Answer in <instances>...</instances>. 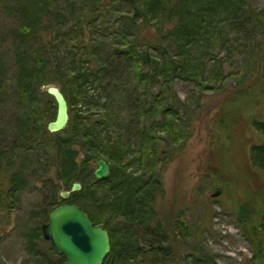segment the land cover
<instances>
[{
  "label": "trees",
  "instance_id": "16d2710c",
  "mask_svg": "<svg viewBox=\"0 0 264 264\" xmlns=\"http://www.w3.org/2000/svg\"><path fill=\"white\" fill-rule=\"evenodd\" d=\"M60 1L15 0L20 25L14 32L17 86L12 93L22 106L24 117L16 128L13 125L11 140L5 132L0 133V180L4 181L0 182V205H17L21 192L27 188L24 164L28 152L42 147L46 149V165L51 160L55 162L57 178L53 181V194L34 211L33 218L48 221V214L56 206L79 204L95 225L109 231L111 250L103 264H157L162 261L163 250L169 247L158 206L164 189L160 168L156 167L162 157L151 131L160 128L170 132L174 109L163 107L164 116L169 111L172 120L165 118L160 127H148L142 122L148 112L146 102L140 100L160 78V90L170 89L169 82L177 77L208 88L202 84L206 81L207 59H217V45L230 51L239 42L250 44L251 50L247 45L240 46L249 50L248 67L254 70L260 58L258 43L264 35V9L257 10L250 0H109V9L104 8L108 0H62L64 9L60 8ZM45 18L49 19L47 25H43ZM70 18L73 25H69ZM104 22L116 26L113 34L120 37L102 46L90 29ZM146 24H154L159 34L157 40L150 41L140 34ZM87 29L92 35L88 36ZM45 32L50 33V39L45 38ZM63 36L68 41L62 43ZM62 46L65 53L60 57ZM2 60L0 57V104L9 73L5 72ZM258 66L263 68L258 90L264 93V63ZM215 67L219 69L212 71L214 76H223L221 60L217 59ZM131 72L135 78L129 77ZM13 73L15 76V70ZM244 73L247 76L252 72ZM49 83H58L69 102L68 126L58 132H50L46 123L48 118H56V107H47L54 97L42 89ZM92 91L99 93L96 96ZM120 91L131 93L122 94L123 102L131 110L127 122L112 109L114 93ZM239 92L246 97L249 87ZM95 96L97 100L93 101ZM94 106L100 108V119L92 122L85 116L83 120L80 112ZM250 124L261 138L249 147L250 167L264 176V120L253 117ZM15 153L20 154L22 161L12 170ZM99 158H105L111 167L110 175L104 179L94 175V163ZM76 181L82 184L81 190L62 198L60 182L69 190ZM249 205L243 203L239 215L249 213L246 223H255L253 216L258 218L253 229L263 239H253L252 260L264 264V211L255 212L254 206ZM115 219L121 220L112 229ZM42 225L37 223L28 235L30 252L42 256L45 264H64L66 257L57 253L51 243L47 250L41 248V242H50L40 236ZM182 226L185 225L181 223L183 230ZM113 236L119 238L118 245L113 244Z\"/></svg>",
  "mask_w": 264,
  "mask_h": 264
},
{
  "label": "rangeland",
  "instance_id": "374dc122",
  "mask_svg": "<svg viewBox=\"0 0 264 264\" xmlns=\"http://www.w3.org/2000/svg\"><path fill=\"white\" fill-rule=\"evenodd\" d=\"M9 1L4 3L0 0V57L5 63V72H9L4 81L5 93L0 104V133L5 132L6 137L11 140L13 125L16 128L19 124L20 118L24 117V110L12 93L14 85L15 88L17 86L16 65L13 68L17 46L14 32L20 23L14 9L16 2ZM250 2L257 10L264 9V0ZM59 3L62 5L60 8L64 9L62 0ZM107 3L109 4L104 8L109 9L111 3L109 0ZM78 14H82L81 10H78ZM105 17L109 18L107 15ZM48 21L45 18L43 25H47ZM73 24L70 18L69 25ZM96 27L90 31L102 42V46L120 37L117 33L113 34L116 26H111V23L104 22ZM63 30L67 31V27ZM90 31L88 30V36L92 35ZM49 34L44 33L47 40L50 39ZM140 34L150 41L157 40L159 35L154 24H146L140 29ZM63 37L62 43L68 41L67 36ZM232 37L235 35L232 34ZM238 44V47L230 51L223 46L217 45L215 48L214 53L222 63L223 76L216 78L212 73L214 69H219L215 67L217 59H207L206 81L202 84L208 88L193 80L177 77L169 82L170 89L164 87L160 90L163 81L160 78L153 83L145 98L140 100L147 104L145 106L148 112L142 122L148 127L151 124L160 127L165 118L172 120L173 114L167 111L165 117L162 109H174L170 132L161 131L160 128L151 131L158 152L161 151L158 155L162 157L156 167L160 168L159 178L164 189L158 206L168 238L166 245L169 247L163 250L162 261H157V264H259L252 260L255 252L253 239H263L253 229L258 218L253 216L255 223H246L249 213L245 212L241 216L239 209L243 203H247L254 206L255 212L264 211V176L250 167L249 158L250 145L261 141L250 120L253 117L264 120V93L258 90V81L261 80L259 75L263 69L258 65L264 63V35L258 43L260 58L254 70L248 67L249 50L240 46L249 47L250 44ZM64 53L62 46L59 56L62 57ZM151 53L157 55L153 49ZM244 71L252 73L245 76ZM129 77L135 78L134 73L131 72ZM255 82L257 83L254 84ZM247 87L250 92L246 97H241L239 91L247 90ZM92 93L97 96L99 92ZM128 93L130 92H115L112 99L113 111L124 122L128 121L131 110L123 102L122 94ZM96 96L92 98L93 101L97 100ZM170 96L175 97L171 99ZM103 101L104 99L101 102ZM52 106L57 110L55 99L47 107L52 109ZM88 109L80 112L81 118L85 120L86 116L92 122L98 121L101 117L100 108L97 110L94 106L90 111ZM50 121L52 119L48 118L46 123ZM45 151L40 147L28 152L24 164L27 188L21 192L17 205H0V264L46 263L42 256L30 252L28 236L37 223L47 222L36 216L33 218L34 211H38L43 203L46 204L53 194V181L57 178L55 162L51 160L49 168L47 161L43 160ZM21 161L20 154L15 153L12 170L17 169ZM39 161L41 166L36 164ZM94 166H97L96 163ZM217 190L221 191L220 195L212 196ZM108 216L106 213V217ZM120 220L115 219L110 227ZM181 223L187 230L185 226H182L183 230L180 229ZM40 236L44 237L42 229ZM112 241L118 245L120 240L113 236ZM49 243L51 242L44 245L41 242V248L47 250ZM168 253L171 255H166ZM48 255L51 253L48 252Z\"/></svg>",
  "mask_w": 264,
  "mask_h": 264
},
{
  "label": "water",
  "instance_id": "95a60500",
  "mask_svg": "<svg viewBox=\"0 0 264 264\" xmlns=\"http://www.w3.org/2000/svg\"><path fill=\"white\" fill-rule=\"evenodd\" d=\"M42 89L52 95L57 103L56 118L48 122L50 132L67 128L70 120L69 102L58 83L43 85ZM94 175L104 179L110 175V164L105 158L96 162ZM62 198H68L72 192L81 190L82 184L74 182L69 190L60 182ZM220 190L212 196H219ZM44 238L51 242L57 253L66 257L64 264H103L111 250V238L107 228L95 225L87 211L76 203H62L48 214V221L43 223Z\"/></svg>",
  "mask_w": 264,
  "mask_h": 264
},
{
  "label": "flooded vegetation",
  "instance_id": "af4514ba",
  "mask_svg": "<svg viewBox=\"0 0 264 264\" xmlns=\"http://www.w3.org/2000/svg\"><path fill=\"white\" fill-rule=\"evenodd\" d=\"M56 106H57V103H56ZM56 113H57V110H56ZM110 172H111V167H110Z\"/></svg>",
  "mask_w": 264,
  "mask_h": 264
}]
</instances>
